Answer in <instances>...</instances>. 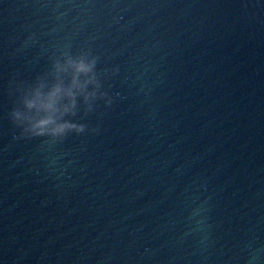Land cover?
Segmentation results:
<instances>
[{
  "label": "water",
  "instance_id": "1",
  "mask_svg": "<svg viewBox=\"0 0 264 264\" xmlns=\"http://www.w3.org/2000/svg\"><path fill=\"white\" fill-rule=\"evenodd\" d=\"M65 49L111 105L14 138ZM0 264H264V0H0Z\"/></svg>",
  "mask_w": 264,
  "mask_h": 264
},
{
  "label": "clouds",
  "instance_id": "2",
  "mask_svg": "<svg viewBox=\"0 0 264 264\" xmlns=\"http://www.w3.org/2000/svg\"><path fill=\"white\" fill-rule=\"evenodd\" d=\"M98 59L89 49L75 55L65 49L44 75L31 84L17 85V106L9 114L19 129L14 138H46L45 143L53 144L63 142L69 133L95 132L74 118L81 110L84 114L92 112L97 100H102L105 107L112 103L102 86L118 69L98 72Z\"/></svg>",
  "mask_w": 264,
  "mask_h": 264
}]
</instances>
